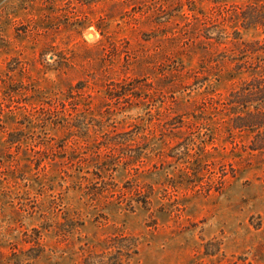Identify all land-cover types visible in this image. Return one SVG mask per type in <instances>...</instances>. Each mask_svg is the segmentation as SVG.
<instances>
[{
    "label": "rangeland",
    "instance_id": "rangeland-1",
    "mask_svg": "<svg viewBox=\"0 0 264 264\" xmlns=\"http://www.w3.org/2000/svg\"><path fill=\"white\" fill-rule=\"evenodd\" d=\"M263 71L264 0H0V264H264Z\"/></svg>",
    "mask_w": 264,
    "mask_h": 264
},
{
    "label": "trees",
    "instance_id": "trees-1",
    "mask_svg": "<svg viewBox=\"0 0 264 264\" xmlns=\"http://www.w3.org/2000/svg\"><path fill=\"white\" fill-rule=\"evenodd\" d=\"M248 89L243 104L254 102L257 104L253 111H246L245 116L240 118L242 127L257 130V135L251 145L253 151L264 152V71L255 83ZM252 97V98H251Z\"/></svg>",
    "mask_w": 264,
    "mask_h": 264
}]
</instances>
